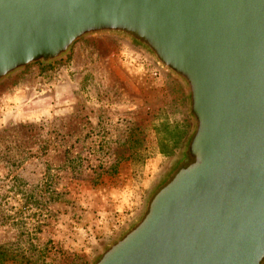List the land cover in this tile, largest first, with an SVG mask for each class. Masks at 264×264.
<instances>
[{
	"label": "water",
	"instance_id": "95a60500",
	"mask_svg": "<svg viewBox=\"0 0 264 264\" xmlns=\"http://www.w3.org/2000/svg\"><path fill=\"white\" fill-rule=\"evenodd\" d=\"M112 34L180 78L192 161L95 264H263L264 0H0V81Z\"/></svg>",
	"mask_w": 264,
	"mask_h": 264
},
{
	"label": "rangeland",
	"instance_id": "374dc122",
	"mask_svg": "<svg viewBox=\"0 0 264 264\" xmlns=\"http://www.w3.org/2000/svg\"><path fill=\"white\" fill-rule=\"evenodd\" d=\"M185 83L123 35L0 81L3 264H95L188 165Z\"/></svg>",
	"mask_w": 264,
	"mask_h": 264
},
{
	"label": "trees",
	"instance_id": "16d2710c",
	"mask_svg": "<svg viewBox=\"0 0 264 264\" xmlns=\"http://www.w3.org/2000/svg\"><path fill=\"white\" fill-rule=\"evenodd\" d=\"M11 252L6 247L0 246V264H3L9 260ZM264 264V261H263Z\"/></svg>",
	"mask_w": 264,
	"mask_h": 264
},
{
	"label": "flooded vegetation",
	"instance_id": "af4514ba",
	"mask_svg": "<svg viewBox=\"0 0 264 264\" xmlns=\"http://www.w3.org/2000/svg\"><path fill=\"white\" fill-rule=\"evenodd\" d=\"M189 161H191V158H190V156H189V154H188V156H187L186 159H185V163H188Z\"/></svg>",
	"mask_w": 264,
	"mask_h": 264
}]
</instances>
